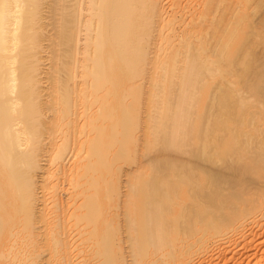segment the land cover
<instances>
[{"label":"bare ground","instance_id":"1","mask_svg":"<svg viewBox=\"0 0 264 264\" xmlns=\"http://www.w3.org/2000/svg\"><path fill=\"white\" fill-rule=\"evenodd\" d=\"M0 264H264V0H0Z\"/></svg>","mask_w":264,"mask_h":264}]
</instances>
